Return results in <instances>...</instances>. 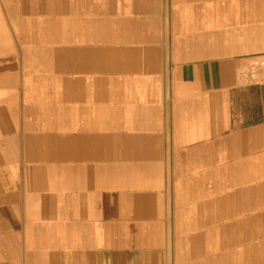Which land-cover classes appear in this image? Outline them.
<instances>
[{
    "label": "crops",
    "instance_id": "obj_1",
    "mask_svg": "<svg viewBox=\"0 0 264 264\" xmlns=\"http://www.w3.org/2000/svg\"><path fill=\"white\" fill-rule=\"evenodd\" d=\"M3 46L0 264H264V0H0Z\"/></svg>",
    "mask_w": 264,
    "mask_h": 264
},
{
    "label": "rangeland",
    "instance_id": "obj_2",
    "mask_svg": "<svg viewBox=\"0 0 264 264\" xmlns=\"http://www.w3.org/2000/svg\"><path fill=\"white\" fill-rule=\"evenodd\" d=\"M5 47L7 46H3V53H0V80H3V85L5 84L6 80L10 81L11 76L14 74V70H15V65L13 64V62L9 59L11 53L10 50H8V52L4 49H6ZM10 48V47H9ZM21 65V62H20ZM20 67V66H19ZM1 81H0V85H1Z\"/></svg>",
    "mask_w": 264,
    "mask_h": 264
}]
</instances>
